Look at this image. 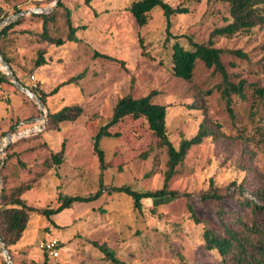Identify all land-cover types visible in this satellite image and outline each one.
I'll use <instances>...</instances> for the list:
<instances>
[{"label": "rangeland", "instance_id": "obj_1", "mask_svg": "<svg viewBox=\"0 0 264 264\" xmlns=\"http://www.w3.org/2000/svg\"><path fill=\"white\" fill-rule=\"evenodd\" d=\"M61 1L62 6L55 4L56 0H0L2 14L13 16L10 22L23 17L1 42L15 75L30 90L35 83L49 93L83 72L77 82L49 94L44 105L46 111L47 107L57 110L73 102L84 107L77 121L51 126L40 136L14 143L4 157L0 190L2 185L10 189L35 181L23 198L44 208L58 205L59 192L87 195L97 191L101 176L108 187L130 185L140 191L161 188L167 150L157 143L145 118L126 117L110 128L117 135L101 141L106 169H101L94 152L92 135L125 95L141 97L155 89L153 101L168 105L167 127L176 146L181 139L196 134L202 122L212 133L189 150L170 181V188L180 192L178 197L144 198L139 210L129 195L104 191L95 201L77 202L57 213L59 226L33 213L21 241L11 248L12 264H116L91 241L107 245L126 264H183L182 257L188 264H221L218 255L206 249L203 224L191 217L188 201L201 219L216 226L213 208L201 201L211 180L225 194L234 190L233 181L241 183L244 195L250 198L255 197L256 190H264V97L255 91L264 87V26L214 39L215 46L226 50L221 58L231 81H245V97L233 95L231 117L221 95L220 72L198 61L191 80L172 73L173 42L190 45L186 37L166 41L162 8L153 9L148 23L139 26L128 10L133 0H92L90 5L85 0ZM166 1L189 10L172 16L174 35L186 33L204 41L214 28L230 20L229 6L220 0ZM36 7L55 10L50 34L62 38L68 34L69 8L73 23L80 25V41L60 46L42 41L43 19L33 14L38 12L19 17L14 13L16 8L24 11ZM41 48L47 50V64L35 68ZM237 49L245 56L229 51ZM95 51L102 54L95 56ZM41 113L37 101L11 77L10 82L0 83V134L21 120L30 125ZM62 148L63 162L56 164L52 155ZM222 201L229 208L235 203L230 197ZM254 218L264 221V213H245L247 222ZM52 238L60 243L57 257L41 246Z\"/></svg>", "mask_w": 264, "mask_h": 264}, {"label": "trees", "instance_id": "obj_2", "mask_svg": "<svg viewBox=\"0 0 264 264\" xmlns=\"http://www.w3.org/2000/svg\"><path fill=\"white\" fill-rule=\"evenodd\" d=\"M228 4L230 20L227 24L220 27H216L212 30L209 38L204 41L195 39L190 34L174 35L171 32L172 16L174 14L187 13L189 10L187 7L181 5L173 6L166 0H133L129 5L128 10L131 12L139 26H144L148 23L149 13L160 7L163 9V13L166 18V41L171 38L186 37L190 47H186L178 40H175L172 44V73L180 78L191 80L194 76V71L198 61L203 62L206 67H213L216 71L221 73L222 76V88L221 95L226 102L227 110L231 117L234 116L233 111V95L236 94L245 97L244 87L245 81L241 80L239 83H234L230 79V74L226 70L225 65L222 62V54L226 51L224 48L215 46L216 36L231 37L241 31L250 30L257 26H264V0H220ZM85 3L90 5L92 0H85ZM58 6H62V1L59 0ZM23 11L21 8H16L14 13ZM42 17V32L40 33L42 41L49 44L60 46L66 42H79L80 37L77 32L80 25H75L72 21V12L69 8L66 9V20L68 25V34L65 38L55 37L50 34L49 23L55 19V10L51 12H38ZM9 14H2L0 9V21L4 20ZM32 15L28 14L26 16ZM23 17L17 18L2 28H0V52L6 62L9 64L8 57L5 56L1 47V42L7 32L15 25L22 21ZM233 53L245 56L240 49L229 50ZM47 50L41 48L38 52V56L35 62V68H39L47 64L46 57ZM102 53L95 51V56ZM104 56H107L104 54ZM114 58V57H112ZM14 75L15 72L13 71ZM17 77V75H15ZM83 76V72L71 77L70 79L59 83L49 93H45L40 89V85L30 87L31 90L38 93L42 101L47 106V96L54 94L59 89L69 83H75ZM18 78V77H17ZM22 85H26L21 79L18 78ZM10 82V77L0 71V83ZM256 94L260 97H264V87L256 88ZM156 90H151L147 95L141 97H133L132 95H125L117 100L112 109V115L110 118L102 124L99 129L92 135L93 149L97 154L101 169H106L105 163V151L101 147V141L105 137L116 136L117 133H113L110 128L120 123L126 117H132L134 119L145 118L149 129L152 131L157 139V143L161 147H165L167 150L168 160L167 168L164 173V182L161 188L140 191L134 189L130 185L112 186L108 187L103 182L102 176L99 181V188L93 193L87 195L74 194L67 195L62 192L58 193L56 207H44L38 208L28 204L23 195L33 188L35 181L22 183L16 187L10 189L5 188L2 185L0 190V237L5 247L7 248L11 261V248L17 245L27 229L31 216L33 213L44 215L47 220L52 224L59 226L55 222V215L62 212L64 209L71 208L77 202H92L99 199L104 191L108 193H125L132 197L135 208L142 210L144 198H163V197H178L180 192L170 188V181L177 174L178 167L181 165L189 152L194 146L201 144L203 140L212 133L205 122H202L199 130L193 136L189 138L181 139L178 146H176L170 138L169 130L167 127V104H160L153 101V97L156 94ZM84 114V107L78 102H73L60 107L57 110H50L47 107L46 122L43 129L37 133H32L25 137H20L11 142L6 151L0 159V174L6 166V159L9 149L14 143L22 139L30 137L40 136L43 131L51 126H59L61 123L70 121L75 122L81 118ZM41 115V114H40ZM38 115V117L40 116ZM23 121V120H21ZM18 121L9 129L3 131L0 134V145L3 143V139L8 132H18ZM64 148L58 153L52 155V160L56 164L63 162ZM235 186L233 191L223 193L220 187L214 184V181H210L209 189L203 191L201 195V201L206 205H210L214 210V219L217 225L210 224L209 222L201 219L196 212L194 205L188 201V208L190 210L191 217L197 222L203 224V239L207 250L216 253L219 257L221 264H264V221L252 219L251 222L245 220V213L251 210L252 214L258 212L264 213V190H256L254 192L255 197L250 198L244 195V187L241 183L236 181L232 182ZM231 189V185L227 187ZM188 195V194H187ZM189 196V195H188ZM230 197L234 199L235 203L232 208L225 207L223 199ZM92 244L100 249L105 254V258L116 264H126L123 260H120L116 254L110 250L105 244H99L97 241H91ZM60 246L58 242L57 247ZM3 259V257H1ZM183 264H188L184 262ZM43 264H47L44 262Z\"/></svg>", "mask_w": 264, "mask_h": 264}, {"label": "built area", "instance_id": "obj_3", "mask_svg": "<svg viewBox=\"0 0 264 264\" xmlns=\"http://www.w3.org/2000/svg\"><path fill=\"white\" fill-rule=\"evenodd\" d=\"M0 71H2L3 73H5L8 76L11 75V73H12L5 65H3L2 61H1V57H0ZM31 78L35 79V76L32 75ZM34 85L36 86L35 83H34ZM25 87L29 89V87H27V86H25ZM40 116L38 118H36V120L34 122L31 123L32 125L31 124L26 125L25 121H21L18 125V127H19L18 132H15V133L11 132V131L8 132L7 136L3 139L2 145H0V154L4 152V147L6 146L7 142L9 141L8 134L11 135V141H10V143H11L14 140L18 139L17 135H19L20 137H25V136H28L32 133H37V132L41 131L45 125L46 118L42 119ZM57 244H58V240L55 238H52V239H47L45 242L42 243L41 246L50 255L57 257V256H59ZM0 254L3 257V259L0 260V264H8V261L11 260V257H10V254L6 253L4 243L1 240V237H0Z\"/></svg>", "mask_w": 264, "mask_h": 264}, {"label": "water", "instance_id": "obj_4", "mask_svg": "<svg viewBox=\"0 0 264 264\" xmlns=\"http://www.w3.org/2000/svg\"><path fill=\"white\" fill-rule=\"evenodd\" d=\"M59 0H56V3L55 4H58ZM31 12H47L46 9L44 8H41V7H36V8H30V9H27V10H24V11H21L20 13H18L16 15V17H19V16H23L25 14H28V13H31ZM11 20H13V16H10V17H7L2 23H0V27L1 26H4L6 24H8ZM0 57H1V61L3 63V65H5L12 73L10 75L12 81L20 88L22 89L23 91H25L30 97H32L33 99H35L37 101V103L39 104V107L41 108V118L42 119H45L46 118V109H45V105H44V102L42 101V99L40 98V96H38L35 92L31 91L30 89L26 88L24 85H22L20 83V81L18 80V78L14 75L13 73V70L11 68V66L6 62V60L4 59V57L2 56L1 52H0ZM8 138H9V141L7 142L6 146L4 147V149H6V147L8 146V144L10 143L11 141V135L8 134ZM1 186V184H0ZM5 247V245H4ZM5 250H6V253L9 254L7 248L5 247ZM8 264H12L11 260L8 261Z\"/></svg>", "mask_w": 264, "mask_h": 264}]
</instances>
